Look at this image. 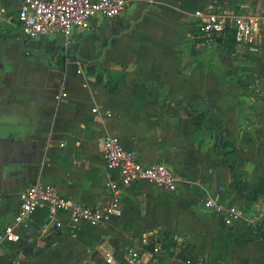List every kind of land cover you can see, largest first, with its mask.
<instances>
[{
  "label": "crops",
  "instance_id": "crops-1",
  "mask_svg": "<svg viewBox=\"0 0 264 264\" xmlns=\"http://www.w3.org/2000/svg\"><path fill=\"white\" fill-rule=\"evenodd\" d=\"M147 1L133 0L110 19L112 31L93 29L92 36L91 21L90 29L66 40L25 36L16 17L18 0H0V230L13 223L19 193L35 181L74 202L106 205V183L118 179L105 167L106 135L133 150L141 164L163 163L179 177L173 192L146 181L124 190L121 217L80 225L74 233L52 228L41 205L16 225L14 241H0V257L13 264H121L125 247L138 244L146 230L187 241L205 254L219 218L231 228L238 222L224 224L216 209L210 217L206 199L237 201L243 211L245 204L257 206L260 195L250 200L219 193L235 173L223 162L230 147L220 146L215 125L189 117L204 105L216 113V99L226 91L196 49L203 39L193 12L208 0ZM49 37L62 41L53 45ZM61 43L79 50L75 58L66 56L63 67L55 55ZM254 45L248 49L257 51ZM108 81L116 88L108 90ZM223 114L234 111L226 107ZM176 204L190 215L174 221L168 207Z\"/></svg>",
  "mask_w": 264,
  "mask_h": 264
},
{
  "label": "built area",
  "instance_id": "built-area-1",
  "mask_svg": "<svg viewBox=\"0 0 264 264\" xmlns=\"http://www.w3.org/2000/svg\"><path fill=\"white\" fill-rule=\"evenodd\" d=\"M18 2L20 6L16 13L17 22L25 36L62 35L68 40L73 32L90 29L91 19L94 17L106 19L118 17L131 6L133 0H18ZM193 16L203 40H216L231 33L236 44L249 47L257 33L256 15L228 13L220 0H208L203 8L194 10ZM103 158L105 167L118 175L117 180H109L106 183L109 196L106 205L91 206L74 202L62 195L54 186L35 181L19 193V207L14 214L13 223L3 226L0 230V241H14L16 225L23 223L41 205L46 206V220L52 228L74 233L80 225H97L108 219L121 217L123 213L121 194L126 189L146 181L166 192H173L179 181V177L163 163L141 164L135 152L124 148L113 135H106L104 138ZM205 206L218 210L226 225L255 217L251 218L235 205L215 203L211 198L206 199ZM139 239L138 244H129L125 247L121 264H137L146 253H162L165 245L170 242V239L153 230L142 232ZM185 261L191 264L190 258Z\"/></svg>",
  "mask_w": 264,
  "mask_h": 264
},
{
  "label": "rangeland",
  "instance_id": "rangeland-1",
  "mask_svg": "<svg viewBox=\"0 0 264 264\" xmlns=\"http://www.w3.org/2000/svg\"><path fill=\"white\" fill-rule=\"evenodd\" d=\"M152 1L147 2L150 4ZM220 2L228 13L258 17V31L252 42L257 51H250L248 47L240 46L225 37L200 40V44L191 40L193 41L191 45L197 44L196 49L202 53V62L212 72L210 75L217 76L220 81L225 82L223 90L226 91L216 99L219 107L216 113L210 112L204 105L196 115L191 114L189 117L192 121L198 120L200 125L201 123L215 125L222 133L221 142L235 143L237 150L234 153H231L230 148H224V151H230L225 159L232 172L236 164L235 159H238V170L242 171L243 175L240 181L241 187L249 195L256 188L258 177L264 175V161L261 158L264 155V0H221ZM91 21L93 27L89 34L92 36L95 34L93 29L99 33L104 28L114 30L110 19L92 18ZM48 40L53 45L62 41L54 37H49ZM75 53V47L68 51V55L72 58H75ZM167 100L161 101L171 105ZM188 106V103L184 105V107ZM226 107L232 109L234 114H223ZM214 132L217 136V132ZM219 151L223 150L219 149ZM255 168L259 171L256 176L252 174ZM236 179L234 173L232 180L224 188L217 189L219 193H229L232 198H240L235 190ZM257 201V206L252 209L248 204L244 205L246 215H250L251 218L255 216L253 219H241L232 228L223 225L221 218L218 219L216 238L214 237L216 240L213 239L206 245L208 249H212L205 254L189 242L186 241V244L182 243V245L179 241H174V237L171 236L162 253L152 252L141 256L137 264H187L185 260L188 258L191 259V264L192 262L194 264H264V195L258 196ZM236 202L233 201L235 205H239ZM168 209L172 213L169 216L174 221L176 219L181 221L184 216L190 215L188 207L184 205H169ZM206 210L210 217L216 212L215 209Z\"/></svg>",
  "mask_w": 264,
  "mask_h": 264
},
{
  "label": "trees",
  "instance_id": "trees-1",
  "mask_svg": "<svg viewBox=\"0 0 264 264\" xmlns=\"http://www.w3.org/2000/svg\"><path fill=\"white\" fill-rule=\"evenodd\" d=\"M225 38H229L231 39L232 42H234L233 40V36L231 35V33L227 34L226 36H224ZM235 43V42H234ZM65 63V56L61 55L58 58V64L63 67ZM106 88L108 90H113L114 88H116L115 86H111L110 82L108 81L106 84ZM131 92H135V90L131 89ZM213 130H215L216 132H219V130L216 127H212ZM222 147H230L231 148V153L236 152L237 148L236 145L232 142H228V141H223L221 142ZM227 154L223 155V162L227 163L225 156ZM236 175V183H235V190L238 194H240L241 196L248 198L250 200H255L257 198L258 195H263L264 194V176L260 177L257 181V185L256 188L251 192V194L247 195L245 190L241 187V183L240 181H242V177L243 175L241 173H235ZM0 264H13L12 261L7 260L3 257H0Z\"/></svg>",
  "mask_w": 264,
  "mask_h": 264
},
{
  "label": "water",
  "instance_id": "water-1",
  "mask_svg": "<svg viewBox=\"0 0 264 264\" xmlns=\"http://www.w3.org/2000/svg\"><path fill=\"white\" fill-rule=\"evenodd\" d=\"M21 41H22V45H24L25 39H24V38H21ZM70 45H71V43H68V44H62V45L60 46V49L63 48V47H69ZM180 107H181V106H180ZM217 135H218V139H219V141H220L221 138H222V133L219 132ZM235 162H236V164H235V168H234L235 173H242V171L238 170V159H235Z\"/></svg>",
  "mask_w": 264,
  "mask_h": 264
},
{
  "label": "flooded vegetation",
  "instance_id": "flooded-vegetation-1",
  "mask_svg": "<svg viewBox=\"0 0 264 264\" xmlns=\"http://www.w3.org/2000/svg\"><path fill=\"white\" fill-rule=\"evenodd\" d=\"M69 49H71V47H63L61 49H57L55 51V53H56L55 55H57V54H58V56L64 55L66 58V56L68 55ZM76 52H79L78 48H76ZM75 55H76V53H75Z\"/></svg>",
  "mask_w": 264,
  "mask_h": 264
}]
</instances>
